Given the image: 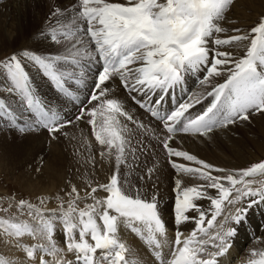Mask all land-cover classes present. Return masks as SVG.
<instances>
[{
	"label": "bare ground",
	"instance_id": "bare-ground-1",
	"mask_svg": "<svg viewBox=\"0 0 264 264\" xmlns=\"http://www.w3.org/2000/svg\"><path fill=\"white\" fill-rule=\"evenodd\" d=\"M74 1L0 0V53L7 48H14L23 64V82H27L32 87L35 96L43 100L48 106V111L55 113L59 120H72L69 126L57 129L51 135L47 133L48 136L53 135L52 138L42 130L35 133H33L35 130L30 131L31 133L24 132L23 143L13 139L8 142L6 137L15 134H10L12 131L7 133L0 131V155H5L2 151L4 143H10V146H6L8 148L6 153H9L7 155L14 158L20 156L17 160L12 158L13 166L30 164L33 169L35 166L37 169L39 167L38 172L37 169L31 174L27 169L24 172V176L27 177L25 182L27 190L40 195H46L53 190L56 192L69 190L75 210L84 206L85 211L92 212L86 220L80 216L81 211L77 210L75 218L77 215L81 217L80 220H85L74 225L70 231L62 229L64 224L55 223L53 238L56 252L60 254L58 253L54 263L48 261L46 264H63L68 259L74 260L76 262L74 264H83L79 258L81 256L74 255L73 258L74 252H77L75 246L69 247L70 252L63 246L65 237H68L69 233L73 241L77 238V242H82L83 238L79 231L86 234L85 242L93 235V237L104 233L107 235L108 246L90 252L91 255L88 257H91L89 262L92 264H158L150 249L162 254L164 261L160 264H186L187 259L197 263L204 257L215 258L216 264H264V189L252 187L251 191L237 190L228 198L231 199L236 194L240 200L239 207L234 209L232 214L229 212L224 218L222 214L221 218L213 219L215 221L212 224L208 220L201 223L198 221L200 210L210 203L219 190L218 183L223 182L231 186L233 180H239L246 175L244 167L258 160V156L255 153L251 154V151L264 152L261 141L264 137V111L247 114L241 116L242 118L239 116L240 120L237 122L226 123L220 118L221 110H217L219 106L216 105L221 100L223 91H220L216 104L212 99L216 91L213 90L214 87L231 76L229 80L232 81L237 93L232 99V104H236L235 98L240 97V110L232 109L233 115L237 116L243 108L248 107L246 99L244 101L245 96H252L258 90H264L259 80L264 73L260 74L257 69L258 63L264 65L263 61H260L264 42H260L262 48L254 44L258 41V30L254 40L246 48L249 51L247 60L243 61L235 72L233 71V75H231L232 62L228 58L245 51L241 49L243 45H240L239 41L235 44L232 42L237 41L238 37L243 40L247 36L244 27L249 26L248 21L253 13L264 10V0H234L227 12H223V4L228 0H210L211 8L214 9V11L209 10L210 15L205 11L206 8L200 10L196 6L182 5L188 7V13L182 9L183 13L180 12L184 15L182 21L174 17V22L180 25L178 29H181L176 35L171 29L174 40L193 31L194 16L196 14L202 16L204 11L206 18H212L208 24L206 19L203 20L208 29H213L214 19L218 28L211 33L213 42L211 41L210 46L214 49L209 52L208 62L205 66L196 63L195 67L193 66L194 71L190 73L192 78L189 80H185V72L180 71L167 73L166 76L163 73L152 74L157 66H161L159 59L161 53L158 49L160 50V44L165 40L167 26L166 22L164 24L160 21L164 10L161 4L149 8L141 7L144 11L154 8L151 16L155 37L147 47L141 48L139 37L136 38L138 40L125 41L128 40L126 37L111 36V39L112 37L116 39L111 43L105 41V35L109 32H106V28L104 29L100 21L96 20L99 19V16H95L97 14L87 19L80 17L77 10L72 9L57 14V9ZM109 1L107 0L106 3ZM115 1L125 4V7H132L142 0ZM176 5L182 8L180 2ZM111 11L108 16L111 15L112 24L114 20L117 21V15L119 17L126 15L124 12ZM29 12H32V15L28 18ZM49 17L50 20L51 17L53 18L58 27L72 23L76 36L70 38V35L64 40L57 38L58 40L54 41L49 37L50 35L41 34L40 31L50 25ZM131 19L134 17L124 19V22L128 21L127 24H132ZM136 28L138 29V25ZM144 28L140 29L139 36L148 30V27ZM116 30H121L120 24ZM149 30V35H153L152 29ZM203 36L204 34L199 32V38ZM65 44H68L67 49L64 47ZM183 45H175L179 51H173L174 63L181 58L191 65V60L196 59L195 57L203 54L205 50L201 45L200 51L185 58L186 48L182 49ZM53 47L54 50L59 48L58 54H55L57 56H41L34 52L35 48L49 50ZM110 48L114 50L116 48L117 52L123 53L120 59L122 62L120 66L119 61L113 68H105L100 62ZM171 49L172 47H168L164 53H169ZM250 59L253 60V68L247 66ZM174 63L167 61L166 66L171 67L167 69H173ZM47 65L57 68L62 80L50 71L51 68L48 69ZM149 68H152L151 72L148 76H144V71ZM103 71L112 74L114 82L127 92L124 93L128 101L135 104L137 109L123 99L124 93L114 88L110 90L112 84L103 83L100 78V72ZM7 83L5 75L0 72V99L5 100L14 110L24 109L26 114L27 109L21 105L20 99L18 101V96L24 94L18 95L20 91L17 90V82L12 80L11 83ZM171 94L177 100V108L165 120L158 121L153 118L156 121L154 127V123L145 118V116L152 118L149 108L156 105L160 109L166 104L169 105ZM69 96L72 98L69 99ZM69 101H73L74 104H70ZM23 102L25 103L26 99H23ZM35 103L30 101L34 115L43 112L39 108L40 104ZM96 103L107 107L109 116H101L100 113L95 112L92 108ZM148 105L151 106L146 108ZM182 110L184 123L192 122L191 129L201 130L184 135L178 134L181 129L179 125L174 127L172 132L167 131V126L166 129L164 128L165 124L173 121ZM43 118H47V115H43ZM14 120L21 124L16 122L19 126L31 128L36 126V123H32L27 118ZM127 121L129 122L126 123ZM237 124L240 125L238 128H236ZM157 125L160 127L162 125L160 129L164 131L159 130ZM205 125L211 129L203 130L201 127ZM252 130L254 132L251 133ZM164 132L174 136L165 139L172 149L169 153L171 155L167 156V154L163 158L159 143L164 140L160 139L161 136L165 137ZM238 133L241 136L239 140L242 143L247 142L242 146L243 148L237 144V140L235 141L232 135ZM252 134L251 138L249 135ZM56 137H59L61 142L51 141ZM259 137L261 140H258ZM38 144L45 145L43 152L37 158L40 160H31L29 150ZM114 147L122 152L118 157L119 161L113 155V151L111 154V149ZM112 172L116 176L118 190L113 196L123 203L118 206L111 204L110 198L107 197L108 193L105 194V188L101 186L109 180ZM94 186L99 189L95 192L89 190ZM212 217L213 215L210 219ZM74 222L76 223V219ZM8 242H1V247L7 249L5 256L9 264H28L19 245ZM24 243L26 244L25 241ZM220 249L224 250L223 254H218ZM40 251L34 253L35 259L39 257Z\"/></svg>",
	"mask_w": 264,
	"mask_h": 264
},
{
	"label": "rangeland",
	"instance_id": "rangeland-1",
	"mask_svg": "<svg viewBox=\"0 0 264 264\" xmlns=\"http://www.w3.org/2000/svg\"><path fill=\"white\" fill-rule=\"evenodd\" d=\"M106 1L105 0L104 1L103 0H75L71 4H68L67 6H62L59 10L57 9L56 12H57V14L58 13L62 14L63 12H65L67 10H71V9L77 10L80 17L85 18V19L90 18V17L94 16L95 14H97L95 16H99V19L96 18V20L100 21V23L102 24L104 29L106 28L105 29L106 32H109V33H106V35H105L106 36L105 41H107L108 43H111L112 40L116 39L117 37L119 38L120 36L126 37L128 39L125 41H134V40H138L136 38L139 37L140 38L139 45L141 48H143V47H147V45H149L152 42V38L154 37L153 19L151 16V11L154 8L152 10L144 11V9H141V7L143 6V7L149 8V7H154L155 4L156 5L161 4V8L163 7L164 10H166V11L162 10L163 16H162V19H160V21L164 22V24L166 22L167 26H166V33L164 35L165 40H164V42H162L160 44L161 45L160 50L158 49V51L161 53V57H159V59L161 61V66H157L158 68L156 67L155 70H153L152 74L163 73L166 76L167 73H173V72L176 73V72L180 71L183 73L185 72L184 73V76H185L184 79L189 80L192 78V75H190V73L194 71L193 66L195 67L196 63L202 64L203 66H205L206 63L208 62L207 59H209V57H210L209 52L213 51V49H214V47L210 46V43L212 44V42H213L212 41L213 36H211V33L215 32V29H218L215 19L212 23L213 29L211 28V30H209L208 26L205 24V21L207 24L212 21V18L208 19L204 16L205 11L207 13L209 12V10L214 11V9L211 8L212 4H211L210 0H162V2H161V0L160 1L159 0H142V1L138 2L137 5H134L132 7H125L126 6L125 4L122 5L123 3H121V2L117 3L115 0H112V1L110 0L108 3H106ZM233 1L234 0H228L227 2H225L223 4V12L228 11V9H229V7ZM179 2L181 4V6L187 4L188 6H196L200 10H202L204 8H206L207 10H205L203 12L202 16L200 14H196L194 16V30L193 31H191V32L189 31L186 34L181 35L180 36L181 38L174 40L172 30L174 31L175 35L181 30V29H178L180 27V25L176 24L174 22V20H175L174 17L179 18L180 21H182L183 16H184V15L180 14V12H182V9L185 13H188V10H187L188 7L187 6L186 7L182 6V8H180V7H178V5H176V4H179ZM117 5H120V6H117ZM99 8H100V10H99ZM118 8H119V10H118ZM111 10H113V11L116 10L119 13L124 12V13H126V15H124L126 17H124L123 15H120V17H119L117 15V18H118L117 21L114 20L115 22H113V24H112V21L110 20L111 15L108 16L109 13H112ZM92 12H93V14L91 15ZM127 14L130 17L131 16L134 17V19H131L132 24H129V23L127 24L128 21L124 22V19L130 18ZM208 14L210 15V13H208ZM31 15H32V12L31 13L29 12L28 18ZM84 16H87V17H84ZM122 16H123V18H122ZM48 20H50V17ZM132 20H134V21H132ZM203 20H205V21H203ZM52 21H53V18L51 17V20L49 21L50 25H47V27H45L44 30L40 31L41 34L46 33L47 35H50L49 37L54 41H56L58 39L64 40L65 38H69L70 35H71L70 38H73L76 36L77 33L73 30V26L71 25L72 23L68 25L71 28H69L68 26H59L58 27L57 25H55V21H53V22ZM171 21H172V25H171ZM248 22H249V26H247L248 28L244 27V28H246L245 30L247 31V33H246L247 36H245L243 39L245 41H243L240 37H238V38H236V39H238L237 41L232 42V44H235V42L239 41L238 43L240 45L241 44L243 45V46H241V49H245V51H243L239 55L234 54V55L228 57L232 62V69L233 70H232L231 75L234 74L233 71L235 72L237 70V68H239V66L242 65L243 61L247 60L248 55H249V51H247L246 48L254 40L253 38L255 37L257 30H258V41H255L254 44H258V47L262 48L261 43L264 42V10H261L260 12L255 13V14L253 13L250 16ZM119 24H120L121 30H116L119 27ZM137 25H138V29L136 28ZM144 27H146V28L148 27L147 28L148 30H145V33H143L141 36H139V34L141 33L140 29H145ZM149 29H152L153 35H149V32H150ZM122 32H124V33H122ZM183 32L185 33V31H183ZM199 32H202L204 34V36L199 38ZM111 36L116 37V38L112 37V39H111ZM200 42H201V44H200ZM238 43H236V44H238ZM182 44H184V45L181 48L182 49L186 48V51L184 52L185 58H188L190 55L200 51L202 48L201 45L204 46L205 50H204L203 54L197 55V57H195L196 59L192 58L193 60H191V65H188L190 62L186 63V61H183L181 58L177 59V61L174 63L173 62L174 58H172L173 57V51H179V49L177 47H175V45L179 46ZM254 44L251 46L250 50L253 48ZM188 46H189V48H188ZM191 46H193V47H191ZM64 47H65V49H67L68 44H65ZM168 47L169 48L172 47L171 51H169V53H164V50L167 49ZM206 47L209 49H207ZM54 48L55 47L50 48L49 50H40V48H35L34 52H36L37 54H39L41 56H50V55H51L50 57L57 56L55 54H58L59 48H58V50H54ZM263 48H264V44H263ZM259 51H261V50H259ZM61 52H62V50H60L59 53H61ZM261 53L262 54H261L260 58H262V59L260 61H263V63H264V50ZM54 59H56V58H54ZM165 59L167 61H169L171 64L174 63V67H172L173 69H171V70L167 69V68H171V67L166 66L167 61L165 62ZM234 59H235V61H234ZM98 60L100 61V56H99ZM252 61H253L252 59L248 60V62H247L248 68H253L254 64ZM121 62L122 61H120L118 63L119 66L121 65ZM47 66H48V69L51 68L50 71H53L59 78L62 76L57 68H54L52 65H47ZM152 68L146 69L144 71L143 75L148 76L149 73L151 72ZM156 69H157V71H156ZM257 69L259 70L260 74L264 73V65L263 64L258 63ZM99 71H101V70H99ZM0 72L3 74V76L5 75V80H6V82H8L7 84L11 83L12 80L17 82V90L20 91V92H18V95L24 94L21 97L18 96V101L21 100L20 101L21 105H24V107L27 109L26 114L24 113V109H22L23 112H21L22 111L21 109H19V110L15 109L14 110L9 106V104H7V102L5 100L0 99V131L6 132V133L12 131V132H10V134H13V133L15 134L14 136H7L6 137V140L8 142H10V139H13L18 143L19 142L23 143L24 141H23L22 136L26 132L31 133L35 130L33 132V133H35L36 131L42 130V132L46 133V135H47V133L49 135H51L53 132H56L57 129H60V128H63L65 126L70 125V122L72 120L71 121H70V119H68V120L66 119L64 121L59 120V117L58 116L56 117L55 113L48 111L47 104L43 100H41L40 98H37V96H35L34 90H32V87L30 85H28L27 82H23V76H22L23 64L21 62L20 56H18V53L16 52V50L14 48H12V47L7 48L0 53ZM108 77L110 80L108 79ZM230 77L227 78L225 81H223L221 84H217V86H215L213 89V90H216L214 92L213 97H212V99L215 100L214 104L217 103L216 101H217L218 95L220 94V91L221 90L223 91V96H222L221 100L218 101V103L216 104L217 106H219V107H217V110L218 109L221 110L219 113L220 118H223L224 122H226V123H235L238 120H240V118H242L243 116H246L247 114L248 115L255 114L258 111L263 112L264 111V102L262 103V101H264V90L261 88L262 91L258 90V92L255 95L245 96L244 101L246 99V102L248 103V107L247 108L242 107L243 109L238 114L236 112L238 117L233 115L234 112L232 109H234L236 111L238 108V110H240V97L237 99L235 98L237 105L232 104V99H234V97L237 95V93H235L233 91V89H235V88H234V86H232V81L229 80ZM100 78H102L101 80L103 81L104 84H109V85L112 84L113 85V86L111 85L110 90H113V88H114L115 90L116 89L119 90L120 93L125 92V91H123L122 87L118 86L114 82L112 74H109L108 72L103 71L102 73L100 72ZM103 78H104V80H103ZM259 80L262 82V86L264 88V74L260 77ZM24 83L26 84L27 87L25 86ZM253 85H255V83H253ZM254 90H256V88ZM261 92H262V95L260 96ZM125 93H127V92H125ZM124 96L125 97H123V99L125 101H127L128 103L130 102L129 103L130 106L134 107V109H137V106L135 104H133L130 100L128 101L126 94ZM248 97H250V98H248ZM23 99H26V102H25L26 104L23 102ZM250 99H251V101H250ZM30 101L34 102V103L38 102V104H40L39 108L43 112H40V113L34 115L32 113V110H31ZM69 103L74 104L73 101H69ZM241 103H243L242 99H241ZM76 105H77V103H76ZM257 105H258V107L256 108ZM106 108L107 107H104V105L102 106L101 104L96 103V105H94L92 109L95 110V112L97 111L98 113H100L101 116H109V113H108L109 109L108 108L106 109ZM10 110H11V112H10ZM46 111H47V113H46ZM43 115H47V118H43ZM17 116H20V117H17ZM79 116H80V114H79ZM239 116H240V118H239ZM13 118L14 119L18 118L21 120H24L25 118H27L32 123L33 122H34V124L36 123V126H34L32 128L29 126L31 129L28 126L27 127L19 126L21 124L17 120H16V122L19 125H16V122ZM145 118L149 119V121H151L152 124L154 123L153 125H154V127H156V123H155L156 121L153 120V117L151 118V117L145 116ZM41 119L43 121H41ZM32 120H34V121H32ZM128 122L129 121H127L126 123H128ZM44 124H46V125H44ZM196 125H197V123H196ZM47 126H48V128H47ZM157 126H158L159 130H161L160 128L163 127L162 125H161V127L159 125H157ZM191 126H192V122H189V123L185 122L184 123V121H183L182 125H181V129L179 130L180 133H178V134H184L185 135L188 133H193L197 130H201V129H197V130L191 129ZM206 126L208 127V125H205L201 128L203 130H205V129L207 130L210 128V127L207 128ZM239 126L240 125L237 124L236 128H238ZM164 128H165V126H164ZM38 129H40V130H38ZM161 131L163 132L164 130L162 129ZM250 132L252 133V132H254V130H252ZM164 134H165L164 138L162 136L160 137V139H162V140L164 139L163 142L159 143L160 144L159 147H160V150L162 152L163 158L167 154H168L167 156L171 155L169 153H171V149H172L169 146V144H167V141H165V139L168 137L174 136V134H168V133L166 134L165 132H164ZM232 135L234 136L235 141L237 140L236 142L240 147L244 146V144L247 143V142L242 143V141L239 140L241 138V136H239V133L238 134H232ZM52 136H48V137L52 138ZM249 136L252 138L253 134L249 135ZM24 139H25V137H24ZM54 139L55 138L51 139V141L52 142H56V141L61 142V139L59 137H56L55 141H54ZM259 139L261 140L260 137L258 138V140ZM127 140H129V139H127ZM51 141H48V142H51ZM261 141H263L262 144L264 145V137L262 138ZM127 143L130 144L129 141H127ZM4 144H5V146H3L2 151L5 153V155H0V264H9V260L5 256V252L7 251V249H4V247L3 248L1 247V242L5 243L6 241L7 242L9 241L8 244L19 245V248L22 249L21 251L24 253L25 259H26L28 264H46L48 261H51L52 263H54L55 258L59 253L58 251L56 252L57 248L55 247V242H54V238H53L54 233H55V223L59 222L61 225L64 224L62 229L65 231H70L74 227V225L76 226V225L80 224L81 221H84L85 219L87 220V217L92 212H89V210L85 211L84 206L81 209L75 210V206H72L73 203H71V200L73 198H72L69 190H64V191L60 190L59 192H56V190H53V191H51V193L48 192L46 195L45 194H42V195L35 194V193L27 190L25 188V182H26L27 177L24 176V172H26V169H27V171L29 170L28 172H30V174H31L33 171L35 172L37 167L35 166L34 167L35 169H33L32 168L33 166H30V164L29 165L23 164V165H14L13 166L11 162L13 161L12 158H14V157H12L10 155L8 156L7 154H9V153H6V152H8L7 151L8 148L6 146H10L9 145L10 143L5 142ZM235 146H236V143H235L234 147ZM44 148H45V145H43V144L34 145L32 148H30V150H29L30 151L29 155L31 154L29 156L30 159L36 160V161L40 160V158L39 159H37V158L43 152ZM259 152L260 151H257V150L251 151V154L255 153V155L258 156L257 157L258 160L254 161V162L248 164L246 167H244V171H246L245 176L241 177L239 180H233V184L231 186H227V184H225L223 182L218 183L217 186H218L219 190L216 191V194L212 197V199L210 200V203L206 207L202 208L199 212L200 213V217L198 219L199 223H201L204 220H208V222L210 221L209 223L212 224V222L217 220L218 217L221 218L222 214H224L222 216V218H224L225 215L228 214L229 212H231V214H232V212L235 211L234 209L239 207L240 200L238 198V195H236V194L234 196H232L231 199H228V198L230 197L231 194H234L237 190L238 191L239 190L240 191L241 190L251 191L250 189H252V187H254L255 189H264V152H261V153H259ZM112 153L114 156L117 157L116 159L119 161L118 157H119V155H121L122 152H120L118 148L115 149V147H114V149H111V154ZM19 157L20 156L17 155L14 158V160H17ZM35 164H37V163H35ZM100 164L104 165L102 163H100ZM38 171H39V167L37 169V172ZM25 174L28 175V173H25ZM114 176H115V174L112 172V176L109 177V180L106 183L102 184L101 186L102 187L104 186V188H105L104 193L105 194L108 193L107 197L110 198L111 204L118 206V205H121L123 203L121 200L115 199L113 196L114 195L113 193H116V194L118 193L117 192L118 191L117 190V183H116L117 179H116V176L115 177ZM91 189H92V192H95L99 188H97V186H94V187L89 188V190H91ZM112 190H113V192H112ZM48 194H49V196H47ZM36 195H38V196H36ZM235 197H237V198H235ZM41 198H45V199L41 200ZM227 199H228V201H227ZM112 200H113V202H112ZM230 200L232 202H230ZM233 202H235V203H233ZM50 209H52V210H50ZM77 210L81 211L80 216H83L82 218H85V219L80 220L81 217L77 216V215L75 218V213L77 212ZM224 212H226V213H224ZM212 215H213V217H212V219H210V217ZM60 219H62V220H60ZM74 219H76V223L74 222ZM213 219H215V220H213ZM79 233L81 234V236L83 238L82 242H80V241L77 242L76 241L77 238H75V241H73L72 235H71V233H69L68 237H65L66 239L64 240L63 246L65 248H67L69 250V252H70L69 247L71 245L73 247L75 246L77 248V252L76 253L74 252L73 256L74 255H76V257L81 256L79 258L83 261V264H92L89 262L91 257H88L91 255L90 252H96L97 249H99V248H106L108 246L107 235H104L105 233L101 236H95V237H93L94 235L93 236L91 235L92 237L88 238V241L85 242L86 238H87L86 234H84L83 231H79ZM92 238H94V239H92ZM90 239H91V241H90ZM3 241H5V242H3ZM23 241H25L26 244L25 243L23 244ZM54 249H55V251H54ZM40 250L42 252L46 251L47 253L44 252L45 254L44 253L41 254L42 252ZM36 251H40L39 252L40 255L37 259H35V256H34V253ZM73 258H75V256ZM44 260H45V262H43ZM73 261L74 260L68 259V260H65V262L63 264H74V263H76L75 261L74 262ZM86 261L88 263H86Z\"/></svg>",
	"mask_w": 264,
	"mask_h": 264
}]
</instances>
